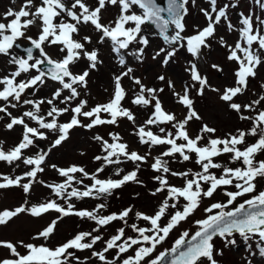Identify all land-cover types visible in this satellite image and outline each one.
<instances>
[{
	"label": "snow or ice",
	"instance_id": "snow-or-ice-1",
	"mask_svg": "<svg viewBox=\"0 0 264 264\" xmlns=\"http://www.w3.org/2000/svg\"><path fill=\"white\" fill-rule=\"evenodd\" d=\"M15 2L12 0L13 4ZM204 3L209 7H199L197 0H23L19 10L9 7L3 13L0 17V56L6 58L13 70L0 76V121L7 118L4 128L12 131L21 127L22 133L19 142L7 151L0 141V162L16 167L20 162L30 170L14 178L0 175V190L18 187L29 194L35 183L44 184L37 177L44 173L49 153L67 141L74 129L91 131L100 126L119 127L121 120H127L133 125L132 135L148 150L144 154L130 150L118 132H109V139L95 134L92 140L100 145L103 154L94 157L101 164L93 173L78 165L51 164L63 179L44 186L64 201V205L48 200L29 207L26 200L14 210L0 211V225H6L20 214L40 217L54 211L59 214L57 218L33 237V240L44 241L53 237L58 221L64 217L74 215L94 221L96 226L91 231L78 232L55 247L23 240L0 241V247L10 253L8 258L0 259V264H89L93 258L100 264H219L215 257L222 253L217 251L214 238L235 244L234 237L238 234L245 242L253 236L264 241V190H259V181L264 179V159H258L264 154V94L248 103L237 102V98L248 91L249 78H254L258 67L264 65V17L241 12V27H237L230 19V9L239 6L238 0H230L222 6H218V0H204ZM254 3L264 11V0H254ZM189 5L203 14L206 26L193 25L194 34L184 35ZM110 8L116 10V15L105 23L103 13ZM222 24L229 32H238L239 39L234 46L219 34ZM33 27L37 29L35 37L28 34ZM153 37L170 46L158 48L153 55L156 59L164 54V66L181 48L193 58L201 59L202 50L211 48L210 41L218 39L219 45L228 52L227 60L238 65L234 71V85L223 90L213 87L208 78L201 75L197 64L189 62L186 71L190 73L191 85L177 92L174 82L167 81L176 102L187 110L186 115L179 118L167 111L160 99L164 88L146 86L133 74V68L127 66V56L143 60ZM100 46L110 48L122 71L113 77L110 99L89 107L87 99H80L79 89L88 88L90 73L103 64ZM53 47L61 53L60 57L53 58L49 53L48 49ZM81 60L86 61V68L76 73L73 67ZM211 68L223 72L219 64L213 63ZM126 77L134 85L130 103L141 109H152L141 124H137L138 117L132 108L124 106L129 97V90L122 83ZM157 79L165 81L166 77L160 75ZM49 81L58 85L53 87L50 97L28 98L29 95L36 97ZM191 88H197L200 96L208 89L217 93L219 100L235 112L239 120L250 122V128L236 129L220 137L216 136L215 127L203 123L198 134L193 136L189 123L193 119L201 121L202 117L190 98ZM65 90L68 94H64ZM44 105L48 106L46 110ZM10 109L24 110L20 115H13ZM252 112L256 115L245 114ZM69 113L70 119L60 122L61 117ZM29 122L36 126H30ZM153 127L158 132H154ZM49 133L56 135L47 151L41 149L34 155L25 154L26 150L37 148L38 141L48 140ZM248 137L256 138L255 142L248 143ZM156 148L160 149V154L153 157L152 151ZM149 157H152L150 165ZM177 157L181 163L192 162L194 157L199 170H173L169 161ZM225 157L226 161L221 162ZM129 161L134 169L121 175L124 169L118 165ZM235 164L240 166H230ZM142 165H149L155 173L152 179L158 186L150 195L163 196L153 214L134 211L133 206H127L119 212L103 215L101 212L107 209V203L97 204L91 211L76 210L71 203L73 199L106 200L126 184L143 185L138 176ZM109 166H117L114 171L120 178H100ZM169 177L183 180L182 186L170 183ZM85 179L90 183L85 184ZM221 194L226 197L225 201L216 199ZM205 200L214 202L202 207ZM198 210L206 216L195 221L194 233L185 230L169 248H164L173 230ZM133 218L135 222H130ZM113 222H120L122 226L105 240L101 229ZM141 222L145 226H140ZM126 229L135 235H129ZM98 242L104 245L99 251L94 249ZM19 248H23L24 253ZM85 250L90 251V256L81 259L77 252ZM110 250L115 251L111 259L106 255Z\"/></svg>",
	"mask_w": 264,
	"mask_h": 264
},
{
	"label": "rangeland",
	"instance_id": "rangeland-1",
	"mask_svg": "<svg viewBox=\"0 0 264 264\" xmlns=\"http://www.w3.org/2000/svg\"><path fill=\"white\" fill-rule=\"evenodd\" d=\"M23 0H16L13 4L12 0H0V17L3 16V13L9 8L12 7L15 10H19ZM38 2V0H37ZM230 0H218V6H222L224 3H228ZM239 6L235 9H230V19L234 25L237 27H241L239 25V13L243 12L247 14L260 15L264 17V11H262L255 3L254 0H238ZM197 4L199 7H209L208 4L204 3V0H197ZM116 15V10L109 9L108 11L103 13L104 22L107 23L112 21ZM193 25H199L201 28L206 26V19L202 13L198 11L197 7H192L189 5V15L186 17V26L187 31L184 35L194 34ZM29 35L36 36L37 29L33 27L29 33ZM219 34L223 35L229 44L234 46L235 42L239 39V34L237 31L229 32L226 28V25L222 24L219 26ZM21 43H25L21 41ZM211 48L202 50V58L195 59L189 53L186 52L185 49L181 48L176 57L173 58L169 62L167 66L162 65L163 55L160 57L153 59L154 52L158 50L160 47H170L165 45L164 42L158 38H151L150 46L145 50L144 57L142 61H137L132 56H127V66L133 68V74L140 78L142 82L148 87L155 88H164V92L160 93V99L164 108L167 111L174 112L179 118H183L186 115V109L179 105L176 102V97L173 95V89L168 88L167 81L171 79L175 85V91L182 92L183 87L185 85H191L193 82L190 79V73L186 71L189 67V62H193L197 64L198 70L201 75H204L208 78L209 83L213 87H218L223 90L224 87L233 86L234 85V71L238 67V65L234 62L227 60L228 52L224 47H221L217 40L210 41ZM49 53L53 56V58H58L61 56V53L57 49L49 48ZM21 54L23 52L21 51ZM100 58L103 60V64L98 66L97 70H93L90 73L89 77V85L87 89H79L81 91L80 99H87L89 103V107L94 106L97 103H105L107 102L112 94L113 89V77L116 74H119L122 71L121 66L118 63V59L115 54L111 52L110 48L100 46ZM106 61L110 62L113 67L106 66ZM219 64L223 68V72H217L216 70L211 68V65ZM105 67L107 70V74L102 73V68ZM86 68V61L81 60L79 64L73 67V71L76 73L82 72ZM13 67L8 64L6 58L0 56V76L5 73L11 72ZM33 75L35 72L32 73ZM164 75L166 77L165 81H160L157 79L158 76ZM249 89L243 95L237 98V102L248 103L251 100L257 99L259 95L264 94V88H261V85L264 84V65H261L257 69V75L254 78H249ZM124 87L129 90V97L124 102L125 107L132 108L133 112L137 115V124L143 123V121L147 118V115L152 111L151 107L147 110L141 109L137 106H133L130 103L132 96V89L134 85H132L131 81L126 77L122 81ZM58 86L54 85L53 82L49 81L47 85L42 86L40 90L37 92L36 97H32L29 95L28 98H40L43 96L50 97L51 91L53 87ZM198 87V86H197ZM107 89V91H105ZM64 94H68L67 90H65ZM190 98L193 99L194 108L198 112V114L202 117L201 121H196L193 119L189 123V130L193 136L198 134L200 127L203 123H207L209 126L215 127L217 129L216 136L223 137L229 132H235L236 129L247 130L250 128V122L241 121L238 119L237 114L230 109L227 108L226 104L219 100L217 93L212 92L210 89L206 90L203 96L197 95V88L190 89ZM74 106V105H73ZM44 109H47V105L43 106ZM63 107V105H61ZM13 112V115H20L24 109H10ZM246 115L255 116L256 113H245ZM2 115V114H0ZM70 119V113L65 114L61 117L60 122H66ZM5 121H0V141H3L4 150H8L15 146L19 140L21 139L22 128L16 127L12 131H8L4 128ZM30 126H36L34 122H29ZM87 123V121H85ZM169 127V130H172ZM154 132H158V129L153 127ZM174 131V130H173ZM109 132H118L130 146V150H137L141 154H144L148 149L147 146L140 145L138 143L137 137L132 135L133 125L127 120H121L119 123V127L115 126H100L91 131H86L84 129H74L70 133V137L67 141L63 142L62 145L53 148L49 153V156L46 160V164L44 165L45 171L42 174H38L37 179L44 181V184L35 183L33 185L32 190L29 194L23 193L21 188L13 187L10 189L0 190V211L3 210H14L16 207L22 205L27 200L28 206L38 205L41 203H45L48 200H56L62 202L64 205V201L57 198L49 189L45 187L46 184H54L62 182L61 177H59L58 173L53 170L50 165L56 164L59 167H68L71 165L82 166L88 171L90 174L93 173L97 167L100 166L101 162L94 160V157L97 155H102L100 145L92 140V136L95 134H99L104 136L105 139H109ZM56 134L49 133L48 140L38 141V147L30 150H26V155H34L36 152L43 149L47 151L50 146L52 140H54ZM248 143H254L256 138L248 137ZM160 154V149L156 148L152 151V156H157ZM226 157L223 158L221 162L226 161ZM258 159H264V154L258 156ZM152 162V157H149V165ZM19 167H16L15 164L8 165L5 162H0V175H8L11 177H15L17 175H22L25 171L30 170L28 167L24 166L22 163ZM149 165H142V168L146 169V172L143 173L146 175L144 177L141 173L138 174L139 179L144 183L143 185H137L129 183V195L133 194L134 198L130 201V204L127 206H133L134 211L144 212L146 214H153L157 209V206L163 196L152 197L150 192L155 189L158 185L152 179L155 173L152 172ZM170 167L175 171H186L191 168L193 171H198L199 166L194 163V157L192 162H183L179 161L177 157L176 160L169 161ZM232 167L240 166L239 164L230 165ZM115 167L117 166H109L105 169L104 173L101 174L100 178H108L111 177L113 179H118L120 177L115 175ZM118 167L124 169V172L121 175L126 174L128 171L134 169V165L129 161L126 163H122L118 165ZM79 175V174H77ZM170 183L175 184L177 186H182L183 180L180 178L169 177ZM2 182V181H0ZM27 181H22V183ZM85 184H89L90 181L85 179ZM76 187H81V185H76ZM259 190H264V179L259 181ZM121 195V192L114 193V196H111L110 200L113 197H117ZM91 199V198H90ZM218 201H225L226 197L222 194L216 198ZM90 203L95 206L100 203H108L105 199H100L98 202H95V199H91ZM88 202V201H87ZM86 202V203H87ZM211 202L205 200L203 206H208ZM242 202V201H241ZM75 205V208L81 209L78 204L84 205L82 200L71 201ZM88 203V204H90ZM66 206V205H65ZM126 206V207H127ZM107 207H115L113 202L107 204ZM125 207L120 206L118 211L123 210ZM88 210H93L88 208ZM112 213V212H111ZM103 215H107L103 210L101 212ZM110 214V212H109ZM59 214L50 211L49 213H45L40 217H33L29 214H20L19 216L13 218L6 225H0V241H10L16 243L20 240H23L25 243H46L50 247H55L65 242L66 237H73L78 232L83 231H91L94 226L93 223L82 224L78 223L76 220L73 222L71 216L64 217L63 219L58 221L56 229L54 231L53 237L48 241L33 240V237L36 236L40 231L45 229L49 224L57 218ZM206 213L202 210H198L193 214L192 217L189 218L188 221L182 222L181 226L178 229L173 230V233L170 234L168 240L164 243V248H169L174 240L179 237V234L185 230H188L193 233L196 230L195 221L197 219L205 218ZM131 222H135L134 218ZM122 224L119 222H113L112 225L106 226L101 229V235L104 239L110 238L111 235L115 234L116 229L121 227ZM140 226H145L142 222ZM126 232L129 235H135L131 233L129 229H126ZM235 244H226L225 241L221 238H214V242L217 248V251L222 254L216 255V259L219 264H264V241H261L258 236H253L249 241L245 242L239 235H235ZM99 244L102 242H98ZM97 244L94 246V249L97 246V251L102 250V246ZM163 250V249H160ZM21 253H24L23 248H19ZM10 255L9 250L0 247V259L8 258ZM81 257H87L90 255V251L85 250L80 253Z\"/></svg>",
	"mask_w": 264,
	"mask_h": 264
},
{
	"label": "trees",
	"instance_id": "trees-1",
	"mask_svg": "<svg viewBox=\"0 0 264 264\" xmlns=\"http://www.w3.org/2000/svg\"><path fill=\"white\" fill-rule=\"evenodd\" d=\"M146 172V169L144 168H141V171H140V173L144 176V177H146V175L145 174H143V173H145ZM129 188H130V186L128 185V184H126L124 187H122L121 189H117V190H115V192L114 193H118V191L119 192H121V195L119 194L117 197H113V199H111V201H109L110 200V198H111V196L110 197H107V204L109 205L110 204V202H113L114 204H115V207L114 208H112V207H107V209H105V210H103L105 213H108L109 214V212L111 213V212H113V211H118L119 210V208H120V206H123V207H126L128 204H130V201L134 198V195L132 194H130L129 195ZM114 193H113V195L112 196H114ZM106 200H104V201H106ZM88 201V202H87ZM91 201H94V200H91L90 198H85V199H83L82 200V202H83V204L84 205H81V204H78V206L81 208V209H78V208H75L76 210H83V209H87L88 210V208H90V209H94L95 208V203L94 204H92V203H90ZM87 202V203H86ZM95 202H98V200H96L95 199ZM57 203H60V204H62V202H60V201H57ZM88 203H90V204H88ZM72 217V219H70L72 222H73V220H76L78 223H82V224H88V223H93V226L95 227L96 225H95V222L94 221H90V220H87V219H80L79 217H76V216H74V215H72L71 216ZM131 222V221H130ZM120 223V222H119ZM70 238H72V237H66V239H65V241L66 240H68V239H70ZM64 242V241H63ZM97 244H99V243H97ZM102 243H100L99 245H100V247L102 246L101 245ZM104 246V245H103ZM103 248V247H102ZM101 248V249H102ZM97 249V246H96V248H95V250ZM80 253L81 252H77V255L78 256H80L81 257V255H80ZM106 255L108 256V258L109 259H111L114 255H115V251L114 250H110V252L109 253H106ZM88 256H90V255H88ZM87 256V257H88ZM81 259H83V257H81ZM89 264H100V262L98 261V260H96V259H92L90 262H89Z\"/></svg>",
	"mask_w": 264,
	"mask_h": 264
},
{
	"label": "bare ground",
	"instance_id": "bare-ground-1",
	"mask_svg": "<svg viewBox=\"0 0 264 264\" xmlns=\"http://www.w3.org/2000/svg\"><path fill=\"white\" fill-rule=\"evenodd\" d=\"M107 65H109V67H113V66L111 65V63L108 62V61H106V66H107ZM106 70H107V69H106L105 67L102 68V73L105 74V75L107 74Z\"/></svg>",
	"mask_w": 264,
	"mask_h": 264
},
{
	"label": "water",
	"instance_id": "water-1",
	"mask_svg": "<svg viewBox=\"0 0 264 264\" xmlns=\"http://www.w3.org/2000/svg\"><path fill=\"white\" fill-rule=\"evenodd\" d=\"M22 51V50H21ZM194 233V232H193Z\"/></svg>",
	"mask_w": 264,
	"mask_h": 264
}]
</instances>
